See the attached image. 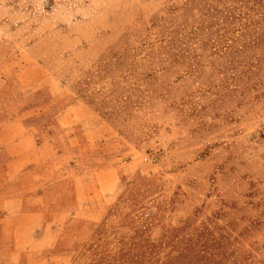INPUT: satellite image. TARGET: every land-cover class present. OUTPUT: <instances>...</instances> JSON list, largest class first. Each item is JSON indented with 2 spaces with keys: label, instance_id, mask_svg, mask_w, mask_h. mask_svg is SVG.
Returning a JSON list of instances; mask_svg holds the SVG:
<instances>
[{
  "label": "rangeland",
  "instance_id": "rangeland-1",
  "mask_svg": "<svg viewBox=\"0 0 264 264\" xmlns=\"http://www.w3.org/2000/svg\"><path fill=\"white\" fill-rule=\"evenodd\" d=\"M73 101L102 128H73L79 204L69 184L52 208L33 188ZM25 109L47 142L22 176L0 146V200L21 210L0 236L29 249L11 238L0 261L264 264V0H0V142Z\"/></svg>",
  "mask_w": 264,
  "mask_h": 264
},
{
  "label": "crops",
  "instance_id": "crops-1",
  "mask_svg": "<svg viewBox=\"0 0 264 264\" xmlns=\"http://www.w3.org/2000/svg\"><path fill=\"white\" fill-rule=\"evenodd\" d=\"M65 94L60 93L59 95L53 97L56 98L57 100L64 98ZM78 105L76 102H68L65 106H63L59 111L56 112L53 122L51 123L50 128L54 127L56 130V133H51L47 131V136L48 138V143L50 144L51 150H55L53 152V155L50 157L53 159V165L54 161L55 165L57 164L55 170L50 171L49 179H45V176H48L46 173H43L42 179H40L39 183H34L36 184L33 190H42L43 194L42 197L45 198L46 191H49L48 194H50V203L49 205L53 208L55 206L61 205V201L59 199L58 191L59 190H64L63 187H68L69 184L74 185V193L76 195V203L77 206L79 204V195L80 192L78 190V183H77V177H75V167H77L79 164L82 163L83 161V145L79 143L77 140L79 137L73 134V128L75 126H80L83 131L85 132V140L87 144H90L92 141V137L87 132H91L89 129L90 127V121H92L93 128L94 129H99L102 128L99 125V122L90 114V112L85 111V116H79L76 114ZM19 131L16 133L15 136H13L11 139L1 141L0 146H2L3 150H5L6 146H9L7 149L11 148L13 150L11 156L13 158L15 157V160L19 163V172L18 175L22 176L27 173V169L29 166L33 165H38L39 162L37 159H34L33 157H29L27 161H24L23 159L27 156L26 152V147H24L25 144H29V151L32 149H42L45 142H38L37 140L39 139L35 133L37 129H35L34 126L27 125L26 120L30 119L32 117L29 109L23 110L19 115ZM49 128V127H48ZM66 134V137L64 135ZM87 134V135H86ZM82 138V137H81ZM98 140V139H97ZM101 140V139H100ZM55 153V154H54ZM2 158V157H1ZM41 164V163H40ZM50 166V165H49ZM6 173V172H5ZM8 174V173H7ZM62 174V175H61ZM9 175V174H8ZM18 185L19 189L25 191V188H27V185L23 184L21 182V179L18 178ZM7 183L13 182V179H7ZM31 183V185H33ZM49 183V184H48ZM64 199V197H62ZM67 201V198L65 199ZM63 203V202H62ZM17 200L16 198L13 197H5L4 199L0 200V213L2 214L3 219H8L11 215H14L21 211L18 212L17 209ZM20 206H23V202L21 203ZM44 206V205H43ZM17 211V212H16ZM45 209L42 208L41 210L37 211H29L27 213L23 212L21 215L29 214V215H39V216H44ZM56 212V211H55ZM61 212L57 213H52V216L54 218H51L48 223L50 224H55L54 219L57 218L60 215ZM20 214V213H19ZM44 223H47V219H44ZM46 226L48 224H45ZM44 227V231L48 230ZM52 226V225H51ZM49 227V225L47 226ZM45 235V234H44ZM43 235V238H44ZM12 237H9V241ZM19 238V237H18ZM39 241H42V239ZM17 238L13 236L12 242H13V247L15 249H12L11 254H18V256H22L23 251H29V249L25 248L24 246L21 245L20 238L19 241L16 240ZM6 237L0 236V249H1V254L3 256L6 255L7 250V242H9ZM38 241V240H37ZM44 248V247H41ZM31 250V249H30ZM0 264H7L6 260H1Z\"/></svg>",
  "mask_w": 264,
  "mask_h": 264
}]
</instances>
